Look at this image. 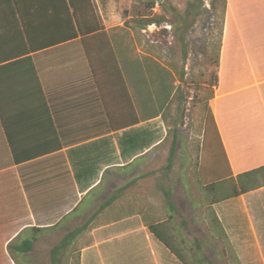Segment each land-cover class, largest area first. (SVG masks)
<instances>
[{"label": "crops", "instance_id": "0c3cea01", "mask_svg": "<svg viewBox=\"0 0 264 264\" xmlns=\"http://www.w3.org/2000/svg\"><path fill=\"white\" fill-rule=\"evenodd\" d=\"M106 1L95 0L101 19L99 5ZM226 6L220 70L209 106L229 172L237 176L264 166V0H227ZM102 23L119 73L102 48L106 37L76 32L65 0H0V246L5 254L25 230L43 229L40 238L53 228L70 231L78 214L90 213L87 221L115 193L114 181L141 180L136 167L152 160L145 155L160 142L162 130L147 123L160 117L143 120L139 103L140 122L128 127L127 31L121 22ZM232 29L235 46L226 42ZM145 131L158 140L123 158V144ZM11 149L24 158L15 163ZM130 181L119 188L120 195ZM112 205L98 214L107 219L91 228L81 264L88 252L94 264L97 259L115 264L124 257L129 264H181L143 220L133 225L113 218ZM218 206H223L220 216L214 211ZM156 211L145 204L143 214ZM213 211L236 249L237 263L264 264V187L214 205ZM210 231L205 241L213 246L220 237L211 226Z\"/></svg>", "mask_w": 264, "mask_h": 264}, {"label": "rangeland", "instance_id": "374dc122", "mask_svg": "<svg viewBox=\"0 0 264 264\" xmlns=\"http://www.w3.org/2000/svg\"><path fill=\"white\" fill-rule=\"evenodd\" d=\"M150 1L154 2L153 0H107L106 5L100 4L99 7L102 19L107 24L115 26L120 22L123 23V28L127 31L126 51L130 60L139 62L146 69V65L153 64L154 67L156 66L172 73L175 76L172 82L173 85L176 88L182 87L183 90L180 92L182 95L181 104H179L177 109L175 107L176 103H174L169 110L172 117L176 118L179 116L178 125L175 129L176 147L172 157V164H170L171 169L166 171L169 150L173 141L172 133H169L167 126L159 118L147 122L149 125L159 127L162 130L160 142L155 144L152 150L145 155L147 159L152 158V160L150 162H142L141 165L136 167V173L145 175V177L123 191L121 195H118V199L111 208L113 218H117V220L126 219L135 225V223L142 220L146 204L147 208L151 206L157 210L153 214L157 213L156 215L160 220L165 219V203L160 191L157 189V185L162 184L172 190L173 203L180 214V219L187 223L188 236L186 235V237L188 240L194 238L199 242L201 255L206 257L212 264H238L236 249L231 246L229 241L225 240L226 234H224L225 237H222L221 234L217 235L220 238L219 240L215 239L213 246L206 242V235L212 234L206 212L208 203H206L203 191L195 180L196 168L194 166L197 162L198 149L203 142L204 136L211 140L215 148L217 147L215 130L210 127V124L204 123L206 114L204 105L201 102L208 91L210 94L207 85L209 75L213 70H216L217 73L220 70V65L213 67L210 65V60L215 57L216 43L220 38L221 6L217 5L213 9L211 6L213 0H163L159 7L154 2V9L149 10ZM188 2L193 3L195 8L190 12H186ZM226 10L221 37L223 36L225 19L227 18ZM152 19L154 21L158 19L160 23L137 27L138 22L145 23ZM174 23H182L184 25L181 32H174ZM246 34H248L247 28L244 30L245 39ZM177 36L182 38L184 50L177 43L175 38ZM252 37L255 41L257 40L255 34ZM230 40L231 45L235 46L238 43L235 29H232L231 35L228 34L227 44H229ZM143 75V71L139 72V76ZM148 86L151 88L150 82ZM215 90L216 88H214L213 98ZM216 156L220 157L218 151H216ZM219 163L220 172L224 173L223 158L219 159ZM131 179L114 181L117 185L114 191H118L120 187ZM222 188L225 189L224 186H221ZM97 207L98 204H95L94 208L96 209ZM222 207L214 208V211L219 216L222 215ZM22 213L26 216L27 209L24 208ZM89 214H78V220L76 223L73 222L72 229L84 224L90 216ZM225 215L230 218V214H227V212L224 213ZM106 219L101 215L90 226V230L86 234L77 238L71 249L65 253L63 264H76L77 262L81 264L80 254L78 259L77 253L88 246L87 240H89L91 235L89 233L91 228L106 221ZM180 219L176 218L175 221L177 222ZM23 222L28 223L30 221L23 220ZM67 232L69 231L65 229L60 228L56 231L53 228L50 233L40 237L34 244V251L29 258L30 264H49L50 250L59 244ZM17 238L22 239L23 234ZM89 255L90 252L85 255L84 264H94L93 261L89 260ZM126 258L120 259L115 264H129ZM10 259L9 254H5L4 247L0 246V264H10ZM102 261L104 262V260ZM102 261L97 259L96 262L97 264H103ZM13 264L15 263L13 262ZM105 264H110V262Z\"/></svg>", "mask_w": 264, "mask_h": 264}, {"label": "trees", "instance_id": "16d2710c", "mask_svg": "<svg viewBox=\"0 0 264 264\" xmlns=\"http://www.w3.org/2000/svg\"><path fill=\"white\" fill-rule=\"evenodd\" d=\"M65 1L70 10V15L72 16V19L74 20V23L76 25V32H78L83 38H86L85 36H96L95 34L105 36L106 42H104V45L102 44V48L104 47L108 52H110L113 59V68L116 69L118 73L121 72L120 62L117 58V55L115 57L112 43L109 41L107 34L104 32V26L95 0ZM217 5L221 6V18L219 24L220 38L216 43L217 49L215 51V57L210 60V65L213 67H218V53L221 46V35L226 10V0H213L211 3L212 8L215 9ZM148 7L149 10H153L155 7L154 2L150 1ZM187 8L188 9L186 10V12H190L191 10L195 9L193 3L190 2H188ZM152 23H160V21L158 19L155 21L152 19L151 21L149 20L145 23L138 22L137 27L150 25ZM183 27L184 25H182V23L173 24L174 32H181ZM175 38L177 40V43L180 44L181 49L184 50L182 38L178 36ZM86 41L88 40H85V43ZM82 43L84 44V39L82 40ZM86 54L88 57V50ZM126 65L128 71V127L135 126L140 122V119L139 117H137V113L135 111V103H139L140 107L144 110L143 120H150L156 117H160V119H163H161L163 124L167 126L165 127L168 129L169 133H172L173 136V141L170 146L169 156L167 159V166L165 169L166 171H169L171 169L170 164H172V157L174 156L176 147L175 129L177 128L179 121V116H177L176 118L172 117L169 110L171 108V105L174 103H176L175 107H177L178 109L179 104H181L182 102V95L180 92L183 89L182 87L176 88L173 85L172 82L175 76L172 73H169L168 71H165L156 66L154 67L153 64L146 65V69L143 68L139 62L130 60L129 58ZM124 68L125 62L122 59V70ZM142 71L144 72V75L139 76V72ZM217 81V72L216 70H213L209 75V79L207 81L210 94L208 91L207 95L205 94V98L201 102L204 105L206 114L204 123L210 124V127L213 130H215V126L210 112L209 102L213 98V92L214 88L217 86ZM149 82L151 88L148 86ZM123 87L124 82L122 79V88ZM116 95V97L118 98V94ZM102 100L103 105L105 104L106 107L104 99ZM157 140V136L154 133L152 134L151 132L146 131L143 134H137L135 137H129L127 143L125 145L123 144L122 147L123 158H133L137 154L141 153L144 149L151 146ZM200 148L198 149L197 162L194 165L196 168L195 180L200 186V189L203 191L202 193L205 196L206 203H208L206 212L209 218L210 226L212 227V229L218 232V235L221 234L222 237H225L223 228L219 223L215 212L213 211V206L263 188L264 166L233 177L229 172V166L218 139L217 147L215 148L214 145H212L211 140L204 136ZM11 150L15 163L20 160V158H24L18 157L14 149ZM199 151L201 152L200 154ZM216 151L220 153V157L216 156ZM37 155L38 152L29 154L25 156V158H31ZM221 158H223L225 166L224 173L220 172L219 159ZM144 177L145 175H141L138 178L143 179ZM134 182L135 181H130L126 184V187L132 186ZM157 186V189L158 191H160L165 203L166 218L160 220L156 215L157 213H152L150 216L148 215V217L146 214H143L142 220L145 222V226L147 227L149 233L171 254H173L181 264H212L206 257L201 255L200 244L197 240L193 239L190 241L186 239L187 223L184 220L180 219V214L178 213L173 203L172 190L162 184H158ZM221 186H224L225 189H221ZM118 195L119 190L115 191V193H113L111 197H109L105 201V203H103L84 224H82L81 226H76L72 230L67 232L60 240L59 244H57L50 250L49 264H63V257L65 253L68 252L69 249H71L78 237L89 230L91 223L97 219L98 214L101 213L104 208H107L111 204H114V202L118 199ZM176 218L180 220L176 222ZM42 231L43 229L40 228H30L23 231L25 232V234L21 233L24 235L22 239L17 238L7 245V252L11 260L15 264H30V255L34 251V244L38 241L39 234H41ZM77 254L79 259L80 252H78ZM76 264L79 263L77 262Z\"/></svg>", "mask_w": 264, "mask_h": 264}, {"label": "water", "instance_id": "95a60500", "mask_svg": "<svg viewBox=\"0 0 264 264\" xmlns=\"http://www.w3.org/2000/svg\"><path fill=\"white\" fill-rule=\"evenodd\" d=\"M155 2V5L157 7H159L161 5V3L163 2V0H153Z\"/></svg>", "mask_w": 264, "mask_h": 264}, {"label": "built area", "instance_id": "2783aa9c", "mask_svg": "<svg viewBox=\"0 0 264 264\" xmlns=\"http://www.w3.org/2000/svg\"><path fill=\"white\" fill-rule=\"evenodd\" d=\"M153 26V25H152Z\"/></svg>", "mask_w": 264, "mask_h": 264}]
</instances>
